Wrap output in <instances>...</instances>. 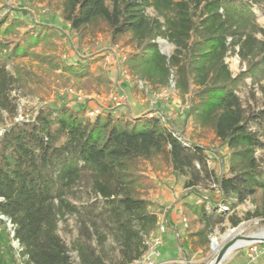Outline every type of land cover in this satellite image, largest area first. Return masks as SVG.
<instances>
[{
    "label": "trees",
    "instance_id": "1",
    "mask_svg": "<svg viewBox=\"0 0 264 264\" xmlns=\"http://www.w3.org/2000/svg\"><path fill=\"white\" fill-rule=\"evenodd\" d=\"M261 4L264 0H60L59 15L79 39L99 31L112 44L126 38L133 49L122 59L125 71L152 90L168 87L173 76L182 101L191 92L185 117L229 150L228 166L216 176L207 149L182 137L159 114L129 118L102 109L89 116L84 106L46 104L33 119L14 122L0 135V264L140 259L159 219L143 196L148 185L140 171L146 162L183 178L184 190L195 196L184 204L201 225L189 236L202 246L226 219L222 206L233 209L261 191V208L245 218H264V170L256 157L264 149V86L258 85L263 101L256 109L245 108L237 94L247 77L253 84L264 77V29L254 12ZM148 7L155 16L145 13ZM3 24L0 20V35L16 33L24 22L13 17ZM32 24L33 32L12 48L0 40V109L13 108L10 91L17 78L7 71L8 62L45 59L32 48L55 29ZM158 39L174 46L170 56L160 51ZM228 52L247 62L235 76L225 61ZM57 66L75 77L88 74L83 63ZM68 217L77 223L69 244L58 233L59 222ZM227 219L232 226L240 221L234 215ZM7 224L18 253L9 244Z\"/></svg>",
    "mask_w": 264,
    "mask_h": 264
},
{
    "label": "rangeland",
    "instance_id": "2",
    "mask_svg": "<svg viewBox=\"0 0 264 264\" xmlns=\"http://www.w3.org/2000/svg\"><path fill=\"white\" fill-rule=\"evenodd\" d=\"M59 4L60 0H0V20L4 21L3 25L13 17L21 18L24 22L16 27V33L0 35V40L9 48L21 42L26 32H33L32 22L47 24L55 29L54 35L47 41H41L32 48V52L44 55V60L27 56L13 57L8 62L6 69L17 81L13 83L10 91V104L13 108L11 111L0 109V135L14 122L33 119L38 110L46 104L65 102L74 107L84 106L89 116H94L90 112L95 114V111L102 109H113L123 112L129 118L140 117L147 112L155 113L154 108H160L159 110L165 113L158 114L163 116V120L178 134L207 149L208 166L216 176L225 172L229 150L214 139L210 130L196 127L185 117L191 92L182 101L174 89L173 76L168 87L152 90L147 83L122 68L123 57L133 49L125 43L126 38L118 44H112L106 33L99 31L86 33L79 39L60 17ZM254 12L257 25L264 29V4L255 7ZM145 13L149 16L156 15L152 7L146 8ZM256 37L262 39L261 33H257ZM157 42L163 54H172L174 46L171 43L164 39H158ZM225 61L233 76L244 71L247 66V62L237 53L228 52ZM61 62L83 63L88 74L75 77L57 66ZM258 85L264 86V77L259 83L253 84L252 77L249 76L239 86L237 94L245 108L251 106L256 109L261 106L263 100ZM193 90L194 87L191 86V91ZM256 157L264 170V149L258 148ZM140 174L148 185L143 196L153 203L158 218L162 219H158L157 228L159 224L165 225L162 244L157 248L159 256L155 258L160 264H211L218 251L229 241L234 239L235 243L239 240L238 236L264 232L263 217L245 218L247 213L252 214L262 206V192L257 191L233 209L220 207L221 212H226V219L212 229L207 245L202 246L197 237L189 236L200 230L201 225L184 204V200L193 201L195 196L184 190L183 178L174 176L169 168H158L149 162L143 164ZM176 192L178 193L175 194ZM167 195L171 198L166 199ZM172 201H179L180 208L175 223L169 221L168 225L175 226L178 237L167 227L165 220L171 209L168 205ZM230 215L240 219L236 226H232L228 221L227 216ZM7 225L10 232L9 244L18 253V243L12 240L11 226ZM235 227H242V230L234 238L227 237L223 240L222 237ZM76 232L77 223L74 217L59 222L58 233L66 243H70ZM212 241L216 248L212 247ZM185 244L188 246L184 250ZM253 247L255 251H251ZM251 252L256 254L253 260L248 257ZM220 264H264V243L257 240L232 249Z\"/></svg>",
    "mask_w": 264,
    "mask_h": 264
},
{
    "label": "built area",
    "instance_id": "3",
    "mask_svg": "<svg viewBox=\"0 0 264 264\" xmlns=\"http://www.w3.org/2000/svg\"><path fill=\"white\" fill-rule=\"evenodd\" d=\"M111 97V96H110ZM97 111H95L96 113ZM91 115H94V112H90ZM163 119V116H162ZM165 232V225L159 224L157 230H155L148 241L147 249L144 254L141 256L140 259L134 261L131 264H160L155 261V258L159 256L158 246L162 244L163 241V234ZM251 251H255V248H251ZM256 254L251 252L248 254L250 260H253Z\"/></svg>",
    "mask_w": 264,
    "mask_h": 264
},
{
    "label": "water",
    "instance_id": "4",
    "mask_svg": "<svg viewBox=\"0 0 264 264\" xmlns=\"http://www.w3.org/2000/svg\"><path fill=\"white\" fill-rule=\"evenodd\" d=\"M159 47H160V44H159ZM160 51L162 53H164L161 48H160ZM167 56V55H166ZM238 227H235L231 230H229L226 234L225 237H222L223 240H225L227 237H229V235L235 230L237 229ZM237 239L239 240H245V241H250L251 242H255L257 240H259L260 242L264 243V237H260V238H257L256 236L254 235H251V236H238ZM234 239L229 241L228 243H226L217 253L216 257L213 259V261L211 262V264H220L224 258L226 257L227 253L232 250L233 248V245H234ZM211 245L213 248H216V244L212 241L211 242Z\"/></svg>",
    "mask_w": 264,
    "mask_h": 264
},
{
    "label": "crops",
    "instance_id": "5",
    "mask_svg": "<svg viewBox=\"0 0 264 264\" xmlns=\"http://www.w3.org/2000/svg\"><path fill=\"white\" fill-rule=\"evenodd\" d=\"M160 108H154L153 111H155L156 114H158V112H163L165 113L163 110H159ZM180 191V188L178 189V192ZM178 192H176L175 194H177ZM187 192V191H186ZM171 197L167 195L166 199H170ZM174 201V200H173ZM171 204H169L168 206L171 208L170 211L168 212V214L165 217V220L167 222V227L169 229H172L174 231V234L176 237H178V234L176 233L177 229L175 228L174 225H168L169 221H171L172 223H175L176 219H177V211L180 208V204L179 201L177 202H173ZM189 211V210H188ZM190 212V211H189ZM191 213V212H190ZM162 219L159 217V221H161Z\"/></svg>",
    "mask_w": 264,
    "mask_h": 264
},
{
    "label": "bare ground",
    "instance_id": "6",
    "mask_svg": "<svg viewBox=\"0 0 264 264\" xmlns=\"http://www.w3.org/2000/svg\"><path fill=\"white\" fill-rule=\"evenodd\" d=\"M242 230V227H239L237 229H235L230 235L229 237H233L237 235L238 232H240ZM254 236H256L257 238H260V237H264V232H262L261 234H254ZM250 241H245V240H237L234 245H233V248L232 249H235V248H238V247H242L246 244H249ZM231 251V250H230ZM229 251V252H230Z\"/></svg>",
    "mask_w": 264,
    "mask_h": 264
}]
</instances>
